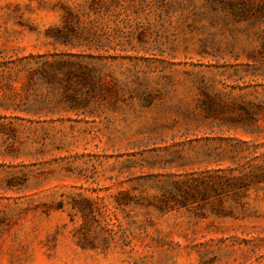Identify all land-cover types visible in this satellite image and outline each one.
I'll list each match as a JSON object with an SVG mask.
<instances>
[{
    "label": "rangeland",
    "instance_id": "374dc122",
    "mask_svg": "<svg viewBox=\"0 0 264 264\" xmlns=\"http://www.w3.org/2000/svg\"><path fill=\"white\" fill-rule=\"evenodd\" d=\"M130 1L0 0V264H264V120L246 134L221 106L264 82L255 45L200 53L179 13ZM68 9L92 41L51 36ZM39 55L145 93L49 103L67 69ZM240 175L246 188L220 186Z\"/></svg>",
    "mask_w": 264,
    "mask_h": 264
},
{
    "label": "trees",
    "instance_id": "16d2710c",
    "mask_svg": "<svg viewBox=\"0 0 264 264\" xmlns=\"http://www.w3.org/2000/svg\"><path fill=\"white\" fill-rule=\"evenodd\" d=\"M202 1L201 5H197L195 0H151V3L147 0H131L130 6L151 5L159 13V17L167 15L169 24H171V18L179 13L181 16L178 20L186 26L187 31L199 33L197 43L200 46L199 52L203 54L221 53L226 48L233 49L234 42L239 39L238 35L245 36L249 45H255L248 51V57L254 62L253 65L257 70L262 69L264 75V0ZM77 18H79L78 12L68 9L64 24L52 28L51 36L65 45L92 41L86 27H80L74 21ZM240 24H243L242 27H238ZM39 57L45 67H54L57 70L67 69L66 74L61 77L48 75L51 79L46 82L53 84L56 79L60 83L53 86V92L47 96L49 103L56 101L58 105L66 104L71 109L80 107L86 109L92 101L108 96V94L118 97L122 91L145 93V89L131 90L122 86L110 89L103 79L105 75L102 69L92 63L70 61L62 55L52 60H47L44 55H39ZM232 88L238 93L232 100L225 101L221 105L231 111V116L222 121L234 127H240L246 134L259 133L261 121L264 120V82L245 81L235 84ZM205 94L207 98L205 101L210 102L212 97L206 91ZM39 100L44 103L46 99ZM223 108L215 110L208 106V117L216 116ZM257 178L262 180L264 172L262 175L257 174ZM220 186L246 188L249 182L245 175L232 176L223 178ZM191 197L197 198L195 194Z\"/></svg>",
    "mask_w": 264,
    "mask_h": 264
}]
</instances>
